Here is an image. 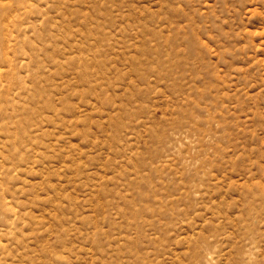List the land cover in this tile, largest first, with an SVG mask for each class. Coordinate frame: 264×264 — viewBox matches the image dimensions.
<instances>
[{
    "label": "rangeland",
    "instance_id": "obj_1",
    "mask_svg": "<svg viewBox=\"0 0 264 264\" xmlns=\"http://www.w3.org/2000/svg\"><path fill=\"white\" fill-rule=\"evenodd\" d=\"M0 264H264V0H0Z\"/></svg>",
    "mask_w": 264,
    "mask_h": 264
}]
</instances>
